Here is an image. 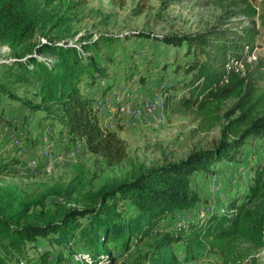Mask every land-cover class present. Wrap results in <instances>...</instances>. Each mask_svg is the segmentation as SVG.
<instances>
[{
  "label": "trees",
  "instance_id": "1",
  "mask_svg": "<svg viewBox=\"0 0 264 264\" xmlns=\"http://www.w3.org/2000/svg\"><path fill=\"white\" fill-rule=\"evenodd\" d=\"M92 1L0 0V46L11 51L0 62V178L21 177L20 168L41 151L55 154V130L69 153L84 149L108 170L130 171L103 178L75 208H67L73 186L54 189L63 198L58 203L0 186V264H39L30 252L43 244L50 249L38 255L41 264H191L209 254L227 259L242 244L264 248V159L246 165L253 175L241 196L187 218L205 203L193 178L215 177L221 168L240 171L264 144V63L250 61L260 36L253 0H217L221 15L197 32H86L76 40L78 14ZM134 37L184 49L185 63L176 67L186 76L178 105L195 114L199 131L219 129L182 160L138 165L123 127L101 119L98 99L116 89L112 69L143 81L137 50L127 45ZM162 84L167 92L179 87L173 80ZM166 99L169 104L171 96ZM11 104L19 105L17 125L8 122Z\"/></svg>",
  "mask_w": 264,
  "mask_h": 264
},
{
  "label": "rangeland",
  "instance_id": "2",
  "mask_svg": "<svg viewBox=\"0 0 264 264\" xmlns=\"http://www.w3.org/2000/svg\"><path fill=\"white\" fill-rule=\"evenodd\" d=\"M252 4L258 11L257 24L260 36L250 61L255 65H261L264 63V0H253ZM136 9L142 10V13L134 14ZM96 10L99 12L96 13ZM220 15L217 0H96L90 2L83 13L78 14L79 21L72 31L78 33L76 40L86 32L118 36L135 32L153 33L158 36L170 33L184 34L207 28ZM127 45L130 49L137 50L134 61L144 77L143 81H140V75L125 79L122 71L116 72L112 69L111 75L115 77L113 84L116 89L109 92L106 99L100 97L98 106L104 118L112 117L104 125L112 129H119L120 125L123 127L120 129L121 137L127 141L131 159L138 165L146 167L170 163L186 158L194 149L204 148L209 141L217 138L218 128L207 133L199 131V120L195 114L178 105V100L184 96L183 82L180 81L186 76L183 69L176 71V67L185 63L182 56L184 49H175L160 42L138 37L132 38ZM10 56V49L0 46V62L9 61ZM175 57L178 63L175 62ZM163 80L178 82L179 87L167 92L163 88ZM261 85L264 87V83ZM166 94L171 96L169 104L166 102ZM152 98L156 100L155 107L153 102H147ZM18 107V104H11L8 110V122L13 125L21 121ZM122 107L126 112H120ZM133 110L140 117L132 121ZM36 119L27 126L33 125ZM55 131L54 137L51 134L48 136L50 140L55 139V143H52L56 148L55 154L41 151L37 159L28 161L20 168L19 174L23 173L21 177L0 178V186L14 187L20 196L31 198L45 196L47 203L62 202L61 196L51 194L54 189L62 185L73 186L77 192L68 202L67 208H75L85 205L80 203L82 197L80 195L94 192L101 185L103 178L108 175L123 176L130 171L128 167L116 171L108 170L84 149L69 153L60 143L57 136L59 130ZM46 132L49 133L48 130ZM11 135L13 140L18 137V134ZM31 135L34 136L35 132ZM10 150L14 155L13 148ZM260 159H264V144H260L258 152L245 161L240 171L237 168H221L215 177L193 178V185L205 203L201 204L200 211L192 212L187 218L195 219L198 212L204 215L224 208L229 201L241 196L253 175L246 165L252 166ZM49 249V245L43 244L30 254L39 259L38 263L41 264L38 255ZM118 255L126 257L123 252H119ZM191 264H264V248L256 250L242 244L227 259L221 254H209Z\"/></svg>",
  "mask_w": 264,
  "mask_h": 264
},
{
  "label": "built area",
  "instance_id": "3",
  "mask_svg": "<svg viewBox=\"0 0 264 264\" xmlns=\"http://www.w3.org/2000/svg\"><path fill=\"white\" fill-rule=\"evenodd\" d=\"M147 102H153V107H155V103H156V100L154 98L152 99H149ZM137 117H140L139 114H135L134 113V110L133 112H131V120L133 121L134 119H136ZM30 165H31V162H30ZM23 174V173H22ZM21 174V175H22Z\"/></svg>",
  "mask_w": 264,
  "mask_h": 264
},
{
  "label": "crops",
  "instance_id": "4",
  "mask_svg": "<svg viewBox=\"0 0 264 264\" xmlns=\"http://www.w3.org/2000/svg\"><path fill=\"white\" fill-rule=\"evenodd\" d=\"M105 98V97H104ZM106 99V98H105ZM101 119H102V121H103V123L105 124L107 121H109L110 119H112V117H108V118H104V115H103V113H101ZM114 129V128H113Z\"/></svg>",
  "mask_w": 264,
  "mask_h": 264
},
{
  "label": "bare ground",
  "instance_id": "5",
  "mask_svg": "<svg viewBox=\"0 0 264 264\" xmlns=\"http://www.w3.org/2000/svg\"><path fill=\"white\" fill-rule=\"evenodd\" d=\"M124 111V110H123Z\"/></svg>",
  "mask_w": 264,
  "mask_h": 264
}]
</instances>
